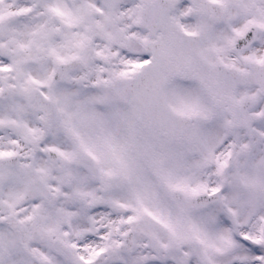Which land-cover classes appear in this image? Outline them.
Returning <instances> with one entry per match:
<instances>
[{"label": "snow or ice", "instance_id": "obj_1", "mask_svg": "<svg viewBox=\"0 0 264 264\" xmlns=\"http://www.w3.org/2000/svg\"><path fill=\"white\" fill-rule=\"evenodd\" d=\"M0 264H264V0H0Z\"/></svg>", "mask_w": 264, "mask_h": 264}]
</instances>
